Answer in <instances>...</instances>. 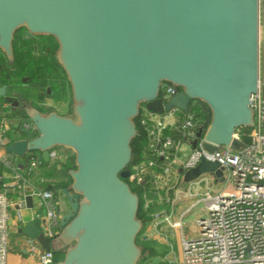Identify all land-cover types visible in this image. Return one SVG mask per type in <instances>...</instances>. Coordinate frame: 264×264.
I'll return each mask as SVG.
<instances>
[{"label": "water", "instance_id": "1", "mask_svg": "<svg viewBox=\"0 0 264 264\" xmlns=\"http://www.w3.org/2000/svg\"><path fill=\"white\" fill-rule=\"evenodd\" d=\"M19 29L22 40L56 42L72 115L26 108L36 136L8 144L5 153L34 152L43 165L49 151L60 148L73 154V168L61 191L68 211L58 236L50 242L32 223L18 233L45 252L63 253L54 264H136L139 198L124 179L134 158L140 107L162 114L202 103L209 115L202 148L242 149L245 144L233 135L253 126L258 0H0V51L8 60ZM164 84L178 92L163 104L158 95ZM5 89L0 87V96ZM206 173L222 182L218 165L206 161L187 172L184 182ZM31 202L25 197L28 208Z\"/></svg>", "mask_w": 264, "mask_h": 264}, {"label": "built area", "instance_id": "2", "mask_svg": "<svg viewBox=\"0 0 264 264\" xmlns=\"http://www.w3.org/2000/svg\"><path fill=\"white\" fill-rule=\"evenodd\" d=\"M258 3L260 45L261 29L264 32V0ZM177 92L165 85L158 99L164 104ZM194 104L190 102L186 112L173 108L162 114L141 105L134 121L137 159L128 171L127 184L140 191L144 210L153 204L157 206L158 210L147 222L162 234L165 229L179 232L180 256L169 264H264V73L259 67L257 91L249 102L253 126L247 134L248 144L240 150L215 146L212 153L206 152L202 145L206 143L208 123L191 111ZM8 122L5 118L0 120V166L10 172L6 182L0 174V264H7L11 194L20 195L14 203L17 208H23L24 189L35 180L29 195L36 198L42 212L33 217L42 220L41 232L50 242L60 233L62 218L54 193L37 188L44 182L38 161H30V175L24 177L5 153L8 144L18 141L15 140L18 131L26 133V137L33 136V126L19 119L13 128ZM6 132L11 133V138ZM233 138L240 141L236 132ZM48 157V166L52 167L62 162L65 154L63 149L55 148L49 151ZM202 161L218 165L222 182L212 175L209 187L214 186V191L197 194L203 174L187 183L184 175ZM182 204H188L185 210H180ZM197 211L195 236L186 240L181 232L182 221ZM25 246L36 264L55 263L53 251L45 252L35 240L27 239Z\"/></svg>", "mask_w": 264, "mask_h": 264}, {"label": "trees", "instance_id": "3", "mask_svg": "<svg viewBox=\"0 0 264 264\" xmlns=\"http://www.w3.org/2000/svg\"><path fill=\"white\" fill-rule=\"evenodd\" d=\"M16 37L17 32L15 33L12 42L13 56L10 60V63L12 67L18 69L21 80L17 83L11 82L10 77L13 72L8 67L7 61L4 59H0V85H5L7 87L8 94L17 95L29 106L37 109L40 113H43L37 106V104L43 99L44 96L51 97L52 94L48 93L51 92L53 88H62V93L59 94L58 98L66 96L64 87L68 85V82L55 59L54 48L56 47V44L51 37H39L37 39L33 38L28 41H22L20 39V36L16 40ZM261 67L264 73V56ZM164 86L165 84L162 85L161 89ZM44 90L47 91L46 94L43 93ZM7 96H4L3 98L5 99L7 98ZM1 99L2 98H0V100ZM4 99L2 100L4 101ZM3 101L0 102V120L2 118H16L27 120L22 110L12 112L9 109L3 108ZM191 111L198 114L197 116H199L200 118H204L206 120V123H208V110L202 103L195 102V104L191 107ZM47 113L49 112L45 111L43 114ZM27 123H29L28 120ZM248 132L249 129L247 128H239L236 130V133L239 134L240 141L244 144H248L249 142L247 137ZM6 135L11 138L10 132H6ZM34 136H36V133L32 137ZM25 138L26 133L18 131V135L15 140H22ZM137 145L138 139L134 140L131 143L134 158L133 161L126 167V170L128 171L130 170L131 165L136 162L138 151ZM64 154L65 159L60 163L58 162L54 164L52 167H49L48 163L39 166L41 169L40 175L43 178L44 182L37 188L50 190L57 198H62L61 191L69 186L70 179L65 173L73 168V154L68 151H64ZM7 156L12 159L14 168H16L22 174V176L27 177L28 175H30L28 171L29 163L31 160H37L38 154L33 152L26 154L23 157H15L9 154H7ZM57 165H59V169L64 170V174L61 177L56 174ZM4 172L10 173L7 169L0 166V174ZM124 182L128 183V179H124ZM131 189L135 194H137L139 198L137 219L140 220L142 224L146 223L150 219L151 214L156 212L158 208L153 204L150 205L146 210H144L140 191L134 188ZM139 243L142 245L140 249L143 257L144 252L150 250V246L148 245L147 241L141 240ZM151 250L150 252H152ZM53 256L55 262L61 261L63 259V253L59 251H53Z\"/></svg>", "mask_w": 264, "mask_h": 264}, {"label": "crops", "instance_id": "4", "mask_svg": "<svg viewBox=\"0 0 264 264\" xmlns=\"http://www.w3.org/2000/svg\"><path fill=\"white\" fill-rule=\"evenodd\" d=\"M46 101H50V99H46L42 102H39L37 106L40 108V110L44 113L45 110H48V112H55L59 115L66 116L67 112L69 111L68 108V99L65 97H59L58 101L56 102H51V104L47 103ZM1 102V100H0ZM23 106L18 108V110H24L28 108V105L26 102L22 103ZM2 108V107H1ZM8 108V107H7ZM5 108V109H7ZM41 113V114H43ZM18 120L16 118H9L8 123L11 127L15 128L18 124ZM23 120V119H21ZM65 151V150H63ZM59 169L56 168V170ZM2 179L4 182L9 180V173H2ZM59 176V175H58ZM61 177V176H59ZM56 181V180H54ZM35 184V180L30 181L29 185H27L24 189V206L23 208H17L16 204L14 203L15 200L20 196L17 193H13L10 195V198L12 199L13 205L8 208V213H9V220H8V258L6 260L7 264H36L35 259L30 256L26 252V246L25 242L28 238L25 236L21 235L18 233V230L23 228L26 224L32 223L36 228L42 230V220L39 219H34L33 215L36 213L42 212V210L37 206V200L34 197L31 198V207L28 208L25 203V197L30 196V192L32 187ZM58 207L61 212V214H65L68 211V206L66 203V200L61 197L58 198ZM164 233H160V236L164 237V241L168 242V235L171 233V230H163ZM162 234V235H161ZM168 256L166 259L164 258L163 260H158L157 264H169L171 262H174L179 259L180 256V243L178 245V254H175L174 252H166L165 257Z\"/></svg>", "mask_w": 264, "mask_h": 264}, {"label": "rangeland", "instance_id": "5", "mask_svg": "<svg viewBox=\"0 0 264 264\" xmlns=\"http://www.w3.org/2000/svg\"><path fill=\"white\" fill-rule=\"evenodd\" d=\"M261 26L263 27V24H261ZM262 30V34H261V42L259 45V67H260V72H263V69L261 67V63L263 61V56H264V32L263 29ZM22 32V29H19L17 31V38L20 36ZM57 50V45L54 48V52H56ZM0 59H4L7 61L8 67L11 69V71L13 72V74L10 77L11 82L17 83L21 80V77L19 75V71L18 69L12 67L10 60H8L4 54L0 51ZM62 88L60 87H56L53 88L51 90V92H49L48 94H52L51 97L48 96H44L43 99L40 101H44V100H48L50 99L51 102H56L58 101V96L59 94L62 93ZM64 91L66 94V98L68 99V108L69 111L67 112L66 116H71V107H72V101H71V93H70V87L69 84L66 85L64 87ZM44 94L47 93L46 90L43 91ZM47 103L51 104V102L46 101ZM9 104H11V102H9ZM13 105H17V104H13ZM28 105V104H27ZM11 106V105H10ZM31 107L28 105V108ZM50 109H47L45 111H48ZM45 115V114H44ZM200 183L197 186V194H205L206 192H212L214 191L215 187H209V185L213 182V176L210 174H203L200 178ZM189 204V203H188ZM188 204H182L180 210H185V208L187 207ZM198 217V211L195 213H190L188 214L182 221V228H181V232H182V236L184 237V239H190L192 237L195 236V227H194V221L195 219ZM142 235L147 236V239L145 241H147L148 245L150 246V250L152 252H150V250L145 251L142 257V254L138 260V262L136 264H157L158 260H163L164 258L166 259L168 256L165 257L166 252H174L175 254H178V245L180 242V235L178 231H171V233L167 236L168 237V242L164 241V237L160 236V232L155 228V226L153 224H151V222H146L142 224V228L138 234V236L136 237V241H137V246L138 248L142 247V245L139 243L142 239ZM162 235V234H161ZM8 254L7 253V258H8Z\"/></svg>", "mask_w": 264, "mask_h": 264}, {"label": "flooded vegetation", "instance_id": "6", "mask_svg": "<svg viewBox=\"0 0 264 264\" xmlns=\"http://www.w3.org/2000/svg\"><path fill=\"white\" fill-rule=\"evenodd\" d=\"M22 33H23V29H22V32H21V34H20V39L22 40V38H21V36H22ZM37 39V38H39V37H32V38H30V39H27V40H22V41H28V40H31V39ZM54 41V40H53ZM54 43L56 44V42L54 41ZM54 44V45H55ZM36 50V49H35ZM48 50V49H47ZM2 86H4L6 89H5V93L2 95V96H0V98H2V99H4L3 97L4 96H7V98H5L4 99V101L1 99V101H3V104H2V107L3 108H7V109H9V110H11L12 112H15V111H17L18 110V108H19V106H20V108L23 106V100H21L17 95H15V94H8L7 93V87L5 86V85H0V87H2ZM9 102H11V104H9ZM13 104H17V105H13ZM5 105H8V106H6L5 107ZM11 105V106H10ZM25 122H27V120H24Z\"/></svg>", "mask_w": 264, "mask_h": 264}]
</instances>
